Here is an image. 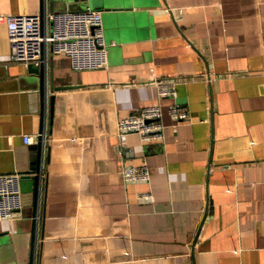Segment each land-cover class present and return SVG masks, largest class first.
<instances>
[{"label": "crops", "instance_id": "crops-1", "mask_svg": "<svg viewBox=\"0 0 264 264\" xmlns=\"http://www.w3.org/2000/svg\"><path fill=\"white\" fill-rule=\"evenodd\" d=\"M40 5L0 0V16ZM85 9L100 12L106 68L50 56L42 97L0 22V174L31 179L38 159L34 207L0 222V264H264V0H44L41 14ZM156 79L178 82L174 98L156 99ZM151 105L161 140L114 135ZM126 166L148 181L124 182Z\"/></svg>", "mask_w": 264, "mask_h": 264}, {"label": "built area", "instance_id": "built-area-1", "mask_svg": "<svg viewBox=\"0 0 264 264\" xmlns=\"http://www.w3.org/2000/svg\"><path fill=\"white\" fill-rule=\"evenodd\" d=\"M0 22L5 23L6 37L9 45V61L19 63L24 67L29 65L40 67L47 64L50 56H64L72 71H90L106 68L107 50L103 42L100 12L85 9L78 12L40 13L31 15L0 16ZM209 82L211 76L203 77ZM178 82L169 79L152 81L156 99L174 98ZM168 113L175 122L187 118L181 107L171 103ZM161 109L158 105L140 108L133 114L116 121L114 135L119 138L124 135H137L140 141L162 139L160 122ZM44 143L46 137L43 131L37 134ZM22 142L31 144L32 136H22ZM124 182H147L149 171L145 166H126L120 169ZM22 174H0V222L10 221L22 207L19 190V180ZM39 179L43 177L38 174ZM39 191V187H38ZM148 195H141L147 198ZM35 220L36 217H34ZM35 262L32 252L31 263Z\"/></svg>", "mask_w": 264, "mask_h": 264}, {"label": "water", "instance_id": "water-1", "mask_svg": "<svg viewBox=\"0 0 264 264\" xmlns=\"http://www.w3.org/2000/svg\"><path fill=\"white\" fill-rule=\"evenodd\" d=\"M43 1L44 0H40V13L42 11V5H43ZM48 1V11L52 12V2L53 0H47ZM56 1V0H55ZM57 1H69V0H57ZM82 2L83 0H74V2ZM91 10V9H90ZM35 69V67H33L32 65L27 66V70L30 69ZM38 81H39V92H40V96L42 97L44 89H45V84H46V76H45V72L43 69V66H40L38 69ZM48 81V90L52 91V81H51V77L48 76L47 78ZM60 89H65L67 87H58ZM51 97L49 98V100L51 101ZM42 100V98H41ZM30 171L34 173V175L32 176L31 179H27V177H20L19 180V190H20V196H21V203L22 206L25 205L24 201L25 199L29 200L30 203H27V205H32V207H34V203H35V199H36V188H37V173H38V159L36 158L35 161L33 162L32 167L30 168ZM22 180H28V182H22Z\"/></svg>", "mask_w": 264, "mask_h": 264}]
</instances>
